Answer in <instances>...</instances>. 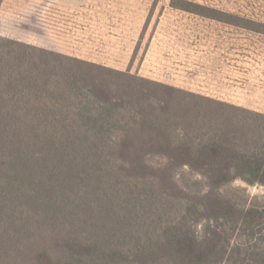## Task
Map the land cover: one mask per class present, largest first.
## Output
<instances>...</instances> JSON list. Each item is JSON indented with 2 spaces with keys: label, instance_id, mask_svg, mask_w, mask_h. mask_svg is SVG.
<instances>
[{
  "label": "trees",
  "instance_id": "1",
  "mask_svg": "<svg viewBox=\"0 0 264 264\" xmlns=\"http://www.w3.org/2000/svg\"><path fill=\"white\" fill-rule=\"evenodd\" d=\"M67 60L0 37V264H264V202L228 193L264 186V114L193 134Z\"/></svg>",
  "mask_w": 264,
  "mask_h": 264
},
{
  "label": "crops",
  "instance_id": "2",
  "mask_svg": "<svg viewBox=\"0 0 264 264\" xmlns=\"http://www.w3.org/2000/svg\"><path fill=\"white\" fill-rule=\"evenodd\" d=\"M43 11L39 41L46 49L264 110V74L246 25L208 22L195 10L160 6L155 0H46ZM157 45H175L187 53L171 65L168 78L159 69V74L145 69L144 56Z\"/></svg>",
  "mask_w": 264,
  "mask_h": 264
},
{
  "label": "rangeland",
  "instance_id": "3",
  "mask_svg": "<svg viewBox=\"0 0 264 264\" xmlns=\"http://www.w3.org/2000/svg\"><path fill=\"white\" fill-rule=\"evenodd\" d=\"M155 2L159 3L160 6L200 5L201 8L189 7V9L202 13V17H206L208 22L226 21L250 27L251 31H246L245 34H248V41L256 45L257 57L255 56V62L261 60L260 53H264V0H155ZM45 6L46 0H1L0 37L14 39L63 55L69 59L67 61L72 62L76 67H82L86 70L89 79H91V84L95 82L101 88H104V85H110L112 92L118 96L115 98V102L116 100L123 101L126 107L134 102L143 107L150 105L158 114L169 116L174 122L183 124L199 122L203 124L199 129L195 126L192 127L193 134L214 130L227 131L229 129L232 131L237 125L233 122L251 119L254 123L256 113L264 114V111L238 107L225 99L220 100L199 95L169 84L160 83L142 77L131 70L116 69L119 72L123 71L122 73L127 74V76L131 74L139 79L126 78L124 74L104 71L94 66L89 68L85 64L77 62L87 61L46 49L40 45L39 41L41 11H45ZM257 64L259 65L257 68L260 69L262 64L260 62ZM261 71L264 74V70ZM133 85H137L138 88L134 89ZM161 107L165 109L161 110ZM237 128L241 130L242 125H237ZM218 133L220 134L219 131ZM240 134L238 133V135ZM141 137L144 136L141 135ZM153 150L149 153V162L158 164L163 156L160 155L159 149ZM188 178L194 180V176L190 173L186 174L185 182ZM228 193L235 194L238 201H245L246 196H250V199L257 197L258 202H264V186L249 185L241 179L233 183Z\"/></svg>",
  "mask_w": 264,
  "mask_h": 264
},
{
  "label": "built area",
  "instance_id": "4",
  "mask_svg": "<svg viewBox=\"0 0 264 264\" xmlns=\"http://www.w3.org/2000/svg\"><path fill=\"white\" fill-rule=\"evenodd\" d=\"M260 55L262 56L261 60L257 62H260L262 64L260 69L264 70V53H260ZM182 58H187L186 52L183 48L177 47L175 45H159V47L157 45L155 48H152V46L149 47L144 56L143 62L146 64L145 69H149V71H153L158 74L159 72L157 70L159 69L161 71H164L163 78H168L166 77V75L170 74V71H172L171 65L178 62ZM149 66L152 68H150ZM141 71L142 70H140L139 73H141Z\"/></svg>",
  "mask_w": 264,
  "mask_h": 264
}]
</instances>
